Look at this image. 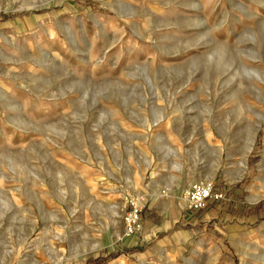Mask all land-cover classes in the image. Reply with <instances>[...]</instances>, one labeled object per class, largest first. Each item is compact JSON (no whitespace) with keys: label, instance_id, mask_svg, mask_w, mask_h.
I'll use <instances>...</instances> for the list:
<instances>
[{"label":"rangeland","instance_id":"rangeland-1","mask_svg":"<svg viewBox=\"0 0 264 264\" xmlns=\"http://www.w3.org/2000/svg\"><path fill=\"white\" fill-rule=\"evenodd\" d=\"M0 264H264V0H0Z\"/></svg>","mask_w":264,"mask_h":264},{"label":"built area","instance_id":"built-area-1","mask_svg":"<svg viewBox=\"0 0 264 264\" xmlns=\"http://www.w3.org/2000/svg\"><path fill=\"white\" fill-rule=\"evenodd\" d=\"M213 185L207 181L193 182L188 189L183 192V199L187 203L188 209L193 212L201 211L206 207L207 201L212 197ZM218 198L217 195H214ZM128 211L123 216L124 235L131 237L140 230V213L142 205L137 200H129Z\"/></svg>","mask_w":264,"mask_h":264},{"label":"bare ground","instance_id":"bare-ground-1","mask_svg":"<svg viewBox=\"0 0 264 264\" xmlns=\"http://www.w3.org/2000/svg\"><path fill=\"white\" fill-rule=\"evenodd\" d=\"M125 237V236H124Z\"/></svg>","mask_w":264,"mask_h":264}]
</instances>
